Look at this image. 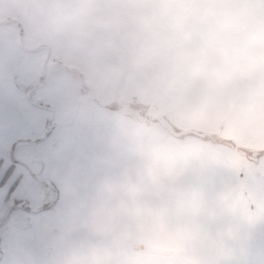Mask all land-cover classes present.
<instances>
[{
  "label": "crops",
  "instance_id": "0c3cea01",
  "mask_svg": "<svg viewBox=\"0 0 264 264\" xmlns=\"http://www.w3.org/2000/svg\"><path fill=\"white\" fill-rule=\"evenodd\" d=\"M0 14L16 38L0 39V224L27 193L43 196L10 158L28 122L11 64L27 31L33 50L183 128L264 147V0H0ZM55 151L57 264H264V168L108 104L83 108Z\"/></svg>",
  "mask_w": 264,
  "mask_h": 264
},
{
  "label": "rangeland",
  "instance_id": "374dc122",
  "mask_svg": "<svg viewBox=\"0 0 264 264\" xmlns=\"http://www.w3.org/2000/svg\"><path fill=\"white\" fill-rule=\"evenodd\" d=\"M0 31L3 44L8 40L10 45L15 46L16 38L7 37L8 29L0 25ZM20 44L22 48L19 47L21 54L20 60L16 62L17 66L10 62L14 69H18V76L25 83L28 122L24 138L10 153V158L13 157L21 163L25 175L33 178L35 184L42 190L43 196L33 201V192L27 193L28 203L21 207L20 203H16L11 207L12 211L8 218L0 224V263L20 261L57 264V205L53 203L51 184L55 182L57 159L55 147L65 126L72 122L83 108L108 104L121 114L131 116L142 123L153 122L160 130L170 134L147 116L149 107L155 106L153 102L149 103L139 98L136 100L123 91L100 85L77 68L56 59L52 52L47 55L43 49L33 50V45L37 44L28 36V31L21 35ZM35 102L52 108L53 114L48 108L36 106ZM158 110L177 131L193 129L183 128L173 117L160 108ZM197 131L207 133L209 136L202 139L190 135L176 139L203 141L210 148L224 150L243 171L250 174L253 172V175L255 171L264 168L263 146L226 136L221 131ZM17 173H20V169L15 168L12 174ZM12 180L13 178L9 181V186ZM17 190L12 191V204L21 192L20 186ZM30 190L32 189L28 188L27 191ZM44 204L46 211L42 207ZM37 210L39 212H35Z\"/></svg>",
  "mask_w": 264,
  "mask_h": 264
},
{
  "label": "water",
  "instance_id": "95a60500",
  "mask_svg": "<svg viewBox=\"0 0 264 264\" xmlns=\"http://www.w3.org/2000/svg\"><path fill=\"white\" fill-rule=\"evenodd\" d=\"M21 45V44H20ZM47 55H49V52L47 50ZM45 67V64L43 66V69ZM30 94H27V97L29 98ZM36 106H41V107H45L48 108V106H44L40 103L35 102L34 103ZM48 110H50V112L53 114V110L52 108H48ZM147 116L154 122H157L164 130H166L171 136L175 137V138H181V137H185V136H196L199 138H206L209 136V134H205V133H200L196 130H191V129H185L182 131H177L173 125L166 119V117L158 110V108L156 106H151L148 109V113ZM24 203V202H23ZM23 203H20L19 206H22Z\"/></svg>",
  "mask_w": 264,
  "mask_h": 264
},
{
  "label": "trees",
  "instance_id": "16d2710c",
  "mask_svg": "<svg viewBox=\"0 0 264 264\" xmlns=\"http://www.w3.org/2000/svg\"><path fill=\"white\" fill-rule=\"evenodd\" d=\"M115 109V108H114ZM116 110V109H115Z\"/></svg>",
  "mask_w": 264,
  "mask_h": 264
}]
</instances>
